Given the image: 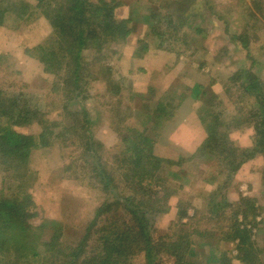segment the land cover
<instances>
[{"label":"rangeland","instance_id":"obj_1","mask_svg":"<svg viewBox=\"0 0 264 264\" xmlns=\"http://www.w3.org/2000/svg\"><path fill=\"white\" fill-rule=\"evenodd\" d=\"M23 1L35 4L34 0ZM90 1L95 3L99 0ZM104 1L109 3L111 0ZM113 1L118 4L113 9L114 18L131 21L127 27L130 32L124 40H107L100 51H97V45L91 44V50L85 49L82 52V58L89 64L83 76L84 92L78 96V100L82 98L80 104L72 101L67 106V116L69 112H77L78 119H81L84 111L92 123L89 132L94 141L100 144L98 155L102 154V163L107 161L106 164L111 166L114 165L111 163L112 155L120 152L121 136L116 130L118 125L141 131L142 115L150 111L156 101H160L166 109L170 111V107H173L174 111L171 116L166 115L160 125L154 127L149 124L151 128L146 134L155 142L153 154L158 158L174 161L179 156L187 157L205 136L198 120L200 105L186 101L178 107V101L172 97L169 100L167 93L176 91L179 94L184 91V86L191 87L194 82L199 81L204 90L211 91L217 97L212 103L214 113H221L226 120L230 112L241 109L247 99H240L231 88L223 96L222 80L231 71L250 61L245 59L242 51H232L233 46L226 41L227 35L223 32L222 22L228 24L231 32L241 29L249 21L247 29L251 34H256V41L252 43L255 62L252 72L263 85L264 21L261 18L264 0H207L213 13L205 11L206 0ZM27 11L25 20L18 21L15 19L16 11L13 10L0 26V89L22 97L19 99V109L23 108L24 103L44 114L45 120H70L67 125H62L72 126V118H66L58 104L63 99V92L58 90L62 83L59 79L61 76L46 74L41 63L32 58L37 46L51 42L53 30L33 7ZM249 13L254 17H249ZM165 15L170 17L172 27L167 28V22L164 21L159 24V31L165 35L163 39L157 36L158 31L152 29L156 26L158 17ZM253 20L255 24H251ZM179 23L182 29L173 31ZM196 29L199 34L195 33ZM95 31L101 32L99 28ZM144 43L147 49L142 51ZM60 46L59 43L54 47L58 51ZM201 63H205V67L198 70ZM59 73L63 75L62 71ZM109 83L118 86V96L111 95ZM261 89L264 94V86ZM211 102L210 99L209 105ZM116 106L121 110L118 113ZM208 106H204L202 114L207 111ZM123 118L125 120L119 122ZM38 119L39 117H35V121ZM58 131L55 128L52 134ZM36 132L37 129L32 128V133ZM69 135L66 134L67 137ZM227 137L243 151L252 148L255 133L249 124L231 129ZM70 138H66L68 141L65 143L51 139V146L34 151L30 164L25 167L27 175L24 181L29 185L28 192L38 215L28 220V223L36 226L45 219L57 221L63 226L62 240L75 246L93 210L103 202L112 201L118 192L110 190L104 193L90 188L87 179L72 175L73 169L68 170L65 176L62 175L63 166L68 167L78 155L69 144ZM263 163L262 156L255 157L229 175L228 172L219 170L216 161L202 165L199 158H192L183 162L179 167L183 179L178 183L182 188L170 198L171 210L163 215H149V231L153 240L173 238L180 228L189 235L193 251L191 261L196 264H213L218 260L220 252L226 251L231 263L237 264L235 256L238 242H227L224 234L234 222L233 214L236 209L226 205H233L240 196L247 197L255 200L257 216L253 221L248 218L250 222H242L238 217L239 224L250 230L249 240L259 250L258 257L264 264ZM173 170L178 171V168L174 167ZM215 176L217 178L211 181ZM62 177H66V180ZM9 181L14 183L0 171V189L7 188ZM10 188L14 186L11 185ZM179 200L190 206L187 213L191 218L183 219L180 224L176 217L179 211L175 210V204ZM181 224L185 227L181 228ZM198 233H203L204 236L199 237ZM56 261L60 263L61 260ZM131 263L144 264V261L140 255L133 258ZM159 264L172 263L167 257H160Z\"/></svg>","mask_w":264,"mask_h":264},{"label":"trees","instance_id":"obj_2","mask_svg":"<svg viewBox=\"0 0 264 264\" xmlns=\"http://www.w3.org/2000/svg\"><path fill=\"white\" fill-rule=\"evenodd\" d=\"M34 2L35 4L31 5L23 0H0V26L13 10L16 11V20H25L30 7L48 21L53 30L52 40L37 46L33 50L35 53L32 58L41 63L46 74L61 76L59 79L62 83L58 90L63 92L64 100L61 98L58 104L64 116L72 118V126L62 125H67L70 120H45L44 114L34 111L24 103L23 108L19 109L18 103H21L19 99L22 97L0 89V171L4 177L14 181H9L7 188L0 189V264H132V259L140 255L144 264H159L160 257H167L172 264H196L191 261L193 251L189 235L185 231L179 228L173 238L164 237L154 241L149 231L148 218L149 215H163L171 210L169 200L182 188L178 183L183 179L179 168L183 162L192 158H199L202 165L216 161L219 170L228 172L229 175L255 157L262 156L264 162V94L261 89L264 84L262 85L252 72L255 64L252 43L256 41V34H251L247 29L249 21L244 23L241 29L231 32L228 24L222 22L223 32L227 35L226 41L233 46L232 51H242L245 59L250 61L249 64L231 71L222 80L223 96L231 88L240 99H247L241 109L230 112L226 120L221 113H214L212 103L217 97L211 91L204 90L199 81L194 82L191 87L184 86V91L179 94H176V91L167 93L169 100L172 97L178 101V107L186 101L200 105V111L196 109V114L198 112L199 125L205 133L202 142L194 147L187 157L179 156L175 161L156 157L153 154L155 142L146 134L151 128L149 124L154 127L160 125V121L162 122L166 115L171 116L174 111L173 107H170L169 111L162 102L156 101L154 107L142 115L141 131L118 125L116 130L121 136L120 152L112 155L111 163L114 165L110 166L106 164L107 161L102 163V154L98 155L100 144L94 141L89 132L92 123L87 115L82 111L81 119H78L77 112H69L67 116V106L72 101H78L80 104L82 100H78V96L84 92L83 76L89 65L82 58V52L85 49L91 50V44L97 45L96 49L100 51V47L102 48V44L107 40L126 39L130 32L127 27L131 21L114 18L113 9L118 4L113 3V0L109 3L104 0L95 3L90 0ZM205 4V11L213 13L211 4L207 0ZM249 17L254 16L249 13ZM261 19L264 21V9ZM163 21L167 22V28L172 27L170 17H158L152 30L158 31L155 34L157 33L159 38L165 36L159 31V24ZM251 24H255V21ZM97 28L101 32L96 33ZM179 29H182L180 23L173 31ZM195 31L199 34L198 29ZM59 43L61 46L57 51L54 46ZM146 49L144 43L141 50ZM203 67L205 63H201L198 70ZM61 71L63 75L59 73ZM105 86L108 87V84ZM109 87L113 97L119 95L116 84L109 83ZM210 99L212 102L209 105ZM204 106H208V109L202 114ZM116 108L117 113L121 111L119 106ZM35 117L39 119L35 121ZM124 120L125 118L119 122ZM249 124L254 129L255 138L252 148L242 151L229 141L227 135L231 129ZM32 128H36L37 132L32 133ZM55 128L59 129L56 135L52 134ZM66 134H70L69 144L75 148L78 155L68 167L63 166L62 175L65 176L68 170L73 169L72 175L87 179L90 188L104 193L110 190L118 192L112 201L103 202L93 210L75 246L62 240L63 226L57 221L45 219L36 226L28 223V220L38 215L28 192L29 185L24 181L27 175L25 167L30 164L34 151L48 148L52 140L65 143L68 141ZM174 167H177L178 171L173 170ZM262 173L264 182V167ZM62 178L66 180V177ZM216 178L217 176L213 177L211 181ZM11 185L14 188H10ZM230 206L236 209L233 214L234 222L224 234L227 236V242H238L236 263L263 264L258 257L259 250L249 240L250 230L241 226L238 220V217L242 222H250L248 218L255 220V200L240 196L233 205H226L228 208ZM189 207L180 200L176 202L175 210L179 211L176 216L179 224L185 218L191 220L187 213ZM180 227L185 225L181 224ZM197 236L203 237L204 234L198 233ZM56 260L61 261L58 263ZM213 264L232 263L224 251L220 252L218 260Z\"/></svg>","mask_w":264,"mask_h":264}]
</instances>
